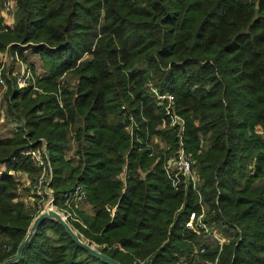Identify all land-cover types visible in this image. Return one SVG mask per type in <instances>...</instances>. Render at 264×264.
Listing matches in <instances>:
<instances>
[{
	"label": "trees",
	"instance_id": "obj_1",
	"mask_svg": "<svg viewBox=\"0 0 264 264\" xmlns=\"http://www.w3.org/2000/svg\"><path fill=\"white\" fill-rule=\"evenodd\" d=\"M14 1V24L0 16V52L19 60L30 49L43 72L30 62L33 80L20 87L7 69V113L19 124L0 134V264L42 209L31 190L41 168L24 153L42 145L55 205L81 184L91 211L81 204L86 226L71 224L121 264H264V0ZM150 86L174 96L199 191L175 188L165 172L177 128ZM19 188L36 201L27 205ZM201 203L205 220L228 234L222 244L185 228ZM10 264L111 263L45 217Z\"/></svg>",
	"mask_w": 264,
	"mask_h": 264
},
{
	"label": "built area",
	"instance_id": "obj_2",
	"mask_svg": "<svg viewBox=\"0 0 264 264\" xmlns=\"http://www.w3.org/2000/svg\"><path fill=\"white\" fill-rule=\"evenodd\" d=\"M3 12V23L8 26H12L15 22V11L16 5L14 0H4L2 5H0ZM7 55V51L0 52V58L5 61ZM14 73V72H13ZM8 74V73H7ZM16 76L17 83L20 87H24L33 80V75L28 66L22 67L20 72L14 73ZM6 88V76L0 70V92ZM151 92L156 96L157 100L160 104H163L165 113L168 116V122L170 126L177 128L178 135V147L176 151L170 154L166 160L164 161V169L168 177L170 178L172 185L175 188H178L179 185L186 187L189 183L191 186L199 191L200 182L196 172L193 170V158L191 154L186 152L183 144V133L185 120L182 118L175 110L173 106L174 96L171 93H160L155 87H149ZM125 108V105H122ZM19 124L18 120H13L11 122V127H15ZM136 121L134 118H129V123L127 124V131L131 136L134 134V127ZM24 153L31 156L32 160L36 165L41 168L40 173L36 176L35 181L31 185V190L43 196V208L44 210L48 206H55L57 211L61 214V216L67 220V222L76 221L83 227H85V223L80 219L77 215L75 208L79 207L81 204L86 203L87 194L84 187L81 184H77L71 192H67L64 194V206L57 207L54 203V196L52 189L48 186L49 181L52 178V168L51 164L48 160V150L45 145H42L39 148H29L24 151ZM119 178L125 183V179L127 177V166L123 165L122 169L118 173ZM45 199V200H44ZM201 202V196L200 200ZM51 208V207H49ZM107 210H110L112 213L115 212L116 207H106ZM185 228L191 229L194 232L204 231L206 233H212L217 241L222 244L225 241V237L221 236V233H215L213 231V226H211L205 220V210L204 205L201 203V210H191L187 214L184 223ZM81 237L83 235H80ZM84 238V237H83ZM82 238V239H83ZM203 250V249H201ZM145 259L140 262L143 263ZM217 258L213 263L215 264Z\"/></svg>",
	"mask_w": 264,
	"mask_h": 264
},
{
	"label": "rangeland",
	"instance_id": "obj_3",
	"mask_svg": "<svg viewBox=\"0 0 264 264\" xmlns=\"http://www.w3.org/2000/svg\"><path fill=\"white\" fill-rule=\"evenodd\" d=\"M0 11L2 12V8H0ZM23 54H25V56H26L25 59H22L20 57V60H16V57H19V54L16 56L14 53L13 54H11V53L9 54V52L7 53V55H6L7 58L4 61V69L2 70V73L5 74L6 77H7V69L13 71L14 73H17V72H20L22 70V67H24V66L31 67V63H30L31 61H33V63H34L35 73L40 74L41 72H43L42 71V62L40 61L39 55L37 53H33L32 50L27 49V50L23 51ZM6 91H7V83H6V88L0 92V100H1V104H2V106L0 105V134H4V135L10 133V130H11L10 121L13 119V117L7 113L6 101H5L6 100ZM2 101H3V103H2ZM75 146H76V142L72 141V145L68 149V155L74 154ZM5 170H6V167H5ZM18 192L20 193V196L24 200H26L25 202L27 205L33 204L36 201V199L33 198L32 193L30 191L29 192L23 191L19 188ZM42 204H43V201H42ZM41 206H43V205H41ZM46 206H47V208L51 207L52 209L57 211V208L55 206H48V205H46ZM83 206H85L83 208H87L88 206L90 207V205L88 203L86 205H83ZM69 224L78 233L75 226H73L71 224V222H69ZM213 231L215 233H220L219 229L216 227H213ZM226 234L227 233L223 232V233H221V236L223 235V237H227ZM79 235H82V234H79ZM82 238L86 242L92 244L95 248L99 249V245L96 242H94L93 240H90L85 235H83Z\"/></svg>",
	"mask_w": 264,
	"mask_h": 264
},
{
	"label": "water",
	"instance_id": "obj_4",
	"mask_svg": "<svg viewBox=\"0 0 264 264\" xmlns=\"http://www.w3.org/2000/svg\"><path fill=\"white\" fill-rule=\"evenodd\" d=\"M45 217H52L56 221H58L60 224H62L64 228L69 232V234L73 237V239L78 244H80L83 248H85L89 253L93 254L94 256L100 257L106 262H109L111 264H121L119 261H117L113 257L101 252L100 250L95 248L92 244L83 240L82 237L78 235L77 232L71 227V225L67 222V220L64 219L58 211L52 208H45L34 218L25 239L18 246L16 254L7 258L1 264H10L20 258L23 249L25 248V246L27 245V243L29 242L33 234L35 233L41 220Z\"/></svg>",
	"mask_w": 264,
	"mask_h": 264
},
{
	"label": "crops",
	"instance_id": "obj_5",
	"mask_svg": "<svg viewBox=\"0 0 264 264\" xmlns=\"http://www.w3.org/2000/svg\"><path fill=\"white\" fill-rule=\"evenodd\" d=\"M0 16L3 18V12H1L0 11ZM6 58H7V56H6ZM5 58V59H6ZM16 58H18V57H16ZM40 58V57H39ZM18 60V59H17ZM20 60V59H19ZM41 61V60H40ZM31 63H33V61H31ZM34 64V63H33ZM154 142H158L159 144H160V146L162 147V145H163V142L162 141H160L159 139H158V137H157V135H155V138H154ZM5 164H2V165H0V174H2V173H4V171H5ZM11 173L13 174V175H15L19 180H20V182L22 183V185H21V187H24V186H28V185H30V177L28 176V174L26 173V172H24V171H11ZM19 190V189H18ZM22 198V197H21ZM34 198V197H33ZM23 199V198H22ZM24 200V199H23ZM24 201H26V200H24ZM87 203H84V204H82V206H81V208H83V207H85V206H83V205H86ZM83 209H85L87 212H90L91 211V206L89 207H87V208H83ZM220 231V233H222V231L221 230H219ZM181 260L182 261H184V257H181Z\"/></svg>",
	"mask_w": 264,
	"mask_h": 264
}]
</instances>
